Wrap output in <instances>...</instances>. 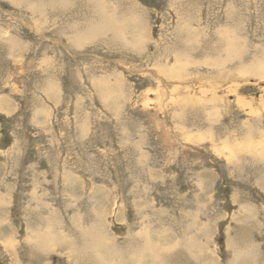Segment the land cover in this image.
I'll use <instances>...</instances> for the list:
<instances>
[{"label":"rangeland","instance_id":"1","mask_svg":"<svg viewBox=\"0 0 264 264\" xmlns=\"http://www.w3.org/2000/svg\"><path fill=\"white\" fill-rule=\"evenodd\" d=\"M261 68L264 0H0V264H264Z\"/></svg>","mask_w":264,"mask_h":264},{"label":"bare ground","instance_id":"2","mask_svg":"<svg viewBox=\"0 0 264 264\" xmlns=\"http://www.w3.org/2000/svg\"><path fill=\"white\" fill-rule=\"evenodd\" d=\"M232 18H233V16H232ZM186 22H187V21H186ZM245 27H246V26H245ZM235 31H236V30H235ZM237 31H238V30H237ZM243 31H244V30H243ZM93 33H94V32H93ZM237 33H238V32H237ZM191 35H192V34H191ZM116 42H117V41H116ZM233 53H234V52H233ZM230 58H231V56H230ZM230 58H229V59H230ZM235 58H236V57H235ZM219 66H220V65H219ZM220 67H221V66H220ZM223 68H224V67H223ZM261 69H262V68H261ZM228 70H229V69H228ZM226 71H227V70H226ZM257 71H258V70H257ZM261 72H262V73L264 72V68H263L262 70H260V73H261ZM256 73H258V72H256ZM262 73H261V74H262ZM219 74H220V73H219ZM228 76H229V75H228ZM232 76H233V75H232ZM232 76L230 75V77H232ZM242 76H243V75H242ZM219 77H220V76H219ZM220 78H221V77H220ZM232 78H233V77H232ZM232 84H233V83H232ZM230 86H231V85H230ZM194 106H195V104H194Z\"/></svg>","mask_w":264,"mask_h":264}]
</instances>
